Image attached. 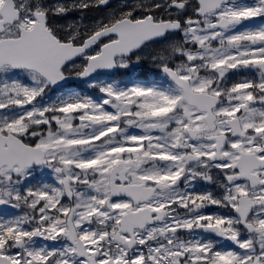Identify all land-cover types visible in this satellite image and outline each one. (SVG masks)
<instances>
[{
	"label": "snow or ice",
	"instance_id": "6c2138e0",
	"mask_svg": "<svg viewBox=\"0 0 264 264\" xmlns=\"http://www.w3.org/2000/svg\"><path fill=\"white\" fill-rule=\"evenodd\" d=\"M0 264H264V0H0Z\"/></svg>",
	"mask_w": 264,
	"mask_h": 264
}]
</instances>
